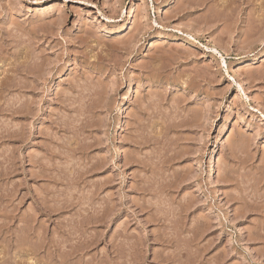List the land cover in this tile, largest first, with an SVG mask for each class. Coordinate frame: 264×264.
<instances>
[{
  "label": "rangeland",
  "instance_id": "rangeland-1",
  "mask_svg": "<svg viewBox=\"0 0 264 264\" xmlns=\"http://www.w3.org/2000/svg\"><path fill=\"white\" fill-rule=\"evenodd\" d=\"M263 24L264 0H0V264H264Z\"/></svg>",
  "mask_w": 264,
  "mask_h": 264
},
{
  "label": "bare ground",
  "instance_id": "bare-ground-1",
  "mask_svg": "<svg viewBox=\"0 0 264 264\" xmlns=\"http://www.w3.org/2000/svg\"><path fill=\"white\" fill-rule=\"evenodd\" d=\"M201 5H202V4H201ZM140 15H141L140 17H142V18H145V17H146V14H145V13L140 14ZM142 18H141V19H142ZM89 24H90L89 20L86 19V18H84L83 20H81V23L79 24V26H80V27H85L86 25H89ZM263 25H264V24H263ZM6 39H7V38H6ZM14 41H15V40H14ZM23 73H24V72H23ZM24 77H25V76H24ZM20 79H21V78H20ZM10 82H11V81H10ZM20 84H21V82H20ZM1 86H3V85L1 84ZM1 86H0V88H1ZM19 86H20V85H19ZM7 87H8V86H7ZM7 87H6V89H7ZM2 88H3V87H2ZM2 88L0 89V90L2 91L1 94L5 93L4 88H3V89H2ZM26 89H27V88H26ZM133 94H134V84H133V82H130L129 87L126 88V90H125V92H124V95H123V97H124V99H123V104H124L125 102H129V101H131V100L133 99V96H134ZM4 98H5V97H4ZM1 99H2V98H1ZM2 101H3V100H2ZM21 104H22V103H21ZM6 105H7V104H6ZM1 108H2V107H1ZM1 108H0V109H1ZM10 108L12 109L13 106H11ZM18 108H19V107H18ZM14 109H15V108H14ZM16 109H17V108H16ZM1 110H2V109H1ZM1 110H0V111H1ZM4 110H5V109H4ZM4 110H3V111H4ZM7 110H8V109H7ZM11 111L13 112V110H11ZM15 112H16V111H15ZM15 112H14V113H15ZM137 128H138V127H137ZM9 130H10V129H9ZM133 132H134V131H133ZM138 135H139V134H138ZM141 139H142V138H141ZM145 142H147V141H145ZM145 144H146V143H145ZM145 144H144V145H145ZM59 152H60V151H59ZM141 163H142V162H141ZM73 168H74V167H73ZM213 169H214V165H213V161L211 160V162H210V164H209V169H208V170L211 171V170H213ZM86 171H87V170H86ZM88 171H89V170H88ZM85 173H86V172H85ZM153 173H154V172H153ZM71 176H72V175H71ZM70 179H71V178H70ZM149 179H150V178H149ZM148 184H149V183H148ZM163 184H164V183H163ZM148 186H149V185H148ZM142 187H143V186H142ZM144 188H145V187H144ZM142 189H143V188H142ZM144 190H146V189H144ZM144 190H143V191H144ZM1 193H2V192H1ZM144 193H145V192H144ZM148 193H149V192H148ZM40 203H41V202H40ZM62 204H63V203H62ZM67 205H68V204H67ZM67 205H66V206H67ZM62 207H63V206H62ZM69 207H70V206H69ZM92 209H93V208H92ZM53 210H54V209H53ZM93 210H94V209H93ZM156 211H157V210H156ZM96 214H97V213H96ZM85 219H86V218H85ZM158 219H159V218H158ZM155 221H156V220H155ZM162 221H164V218H163ZM27 231H28V230H27ZM66 232H67V231H66ZM74 232H75V231H74ZM28 233H29V232H28ZM68 233H69V232H68ZM70 233H71V232H70ZM72 233H73V232H72ZM22 235H23V234H22ZM28 235H29V234H28ZM30 235L32 236L33 234L30 233ZM82 235H83V234H82ZM20 236H21V234H20ZM29 237H30V236H29ZM82 237H83V236H82ZM84 237H85V236H84ZM78 238H79V237H78ZM69 239H70V238H69ZM83 239H84V238H83ZM161 239H163V238H161ZM78 240H79V239H78ZM20 241H21V240H20ZM27 241H29V240H27ZM82 241L84 242V240H82ZM58 242H59V241H57V243H58ZM60 242L63 243V241H60ZM60 242H59V244H60ZM57 243H55V241H54L53 246H54L55 244L57 245ZM65 243H66V241H65ZM65 243H63V244H65ZM168 243H169V242H168ZM28 244H29V243H28ZM130 244H131V243H130ZM22 245H23V244H22ZM56 245L54 246L55 248H57ZM85 245H86V243L78 245V246H79L78 248H77V245H75V247H76V249H78V251H80L79 249H82V250H83V248L86 247ZM89 245H90V244H89ZM28 246H29V245H28ZM58 246L62 247L61 244L58 245ZM65 246H66V245H65ZM73 246H74V245H73ZM69 247H70L69 249L71 250V252H70V250H67V252L69 251L70 253H69V252H68V253H69L70 255H73V254H75V252H77V251H75V252L72 251L71 246H69ZM75 247H73V250H75ZM130 247H131V246H130ZM36 248H37V247H36ZM58 248H59V247H58ZM58 248L56 249V250H58V252H57L58 254H56V252H54V254L57 255L56 258H58V257L60 256V254H61V253H59V252H60L59 250L64 249L63 247H62V249H61V248L58 249ZM65 248H66V247H65ZM112 248H113V247H112ZM56 250H55V251H56ZM64 250H65V249H64ZM118 251H120V250H118ZM263 251H264V250H263ZM62 252H63V251H62ZM63 253H66V252L64 251ZM63 253H62V255H63L62 257H64V255H65V254H63ZM72 253H73V254H72ZM10 254H11V253H10ZM69 254H68V256H69ZM58 255H59V256H58ZM65 256H66V255H65ZM164 256H165V255H164ZM173 256H174V255H173ZM62 257L60 256L59 259H60V261L62 260V262H63V261H64V260H63L64 258H62ZM69 257H70V256H69ZM119 257H121V256H119ZM56 258H55V259H56ZM61 258H62V259H61ZM65 258H66V257H65ZM67 258H68V257H67ZM67 258H66V259H67ZM55 259H54V260H55ZM106 259H107V258H106ZM159 259H160V258H159ZM173 259H174V257H173ZM107 260H108V259H107ZM10 261H11V260H10ZM55 261L59 263L58 259L55 260ZM7 262H8V261H7ZM11 262H12V261H11ZM53 262H54V261H53ZM60 263H61V262H60ZM188 263H189V262H188ZM4 264H5V263H4ZM61 264H62V263H61ZM91 264H92V263H91ZM114 264H115V263H114Z\"/></svg>",
  "mask_w": 264,
  "mask_h": 264
}]
</instances>
